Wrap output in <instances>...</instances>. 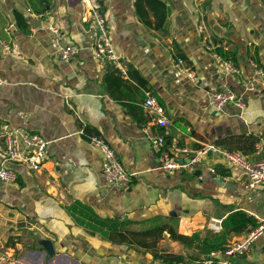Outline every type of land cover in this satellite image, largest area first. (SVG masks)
I'll return each instance as SVG.
<instances>
[{
	"label": "crops",
	"instance_id": "crops-1",
	"mask_svg": "<svg viewBox=\"0 0 264 264\" xmlns=\"http://www.w3.org/2000/svg\"><path fill=\"white\" fill-rule=\"evenodd\" d=\"M164 1L171 11L163 32L144 25L134 0H52L49 13L63 41L79 47L73 59L62 60L53 33L28 12L24 0H0V76L5 81L0 85V133L22 127L49 142L39 170L18 166L15 182H0V240L19 264H165L140 243L110 234L143 230L154 218L161 219L157 224L177 221L185 235L218 232L223 219L238 210L258 224L264 219V187L250 188L242 169L210 153L197 165L166 172L142 130L148 121L143 103L151 91L172 121L161 130L169 145L209 142L250 160L264 158L254 147L264 134V0ZM92 6L107 19L124 73L93 55L87 21ZM13 7L28 16L30 33L17 28ZM219 49L232 56L224 58ZM213 51L240 72L226 75ZM179 59L184 65H178ZM117 77L123 80L119 85ZM253 77L257 86L245 93L244 108L231 103L220 111L212 108L211 96L222 81L242 92V81ZM86 126L98 131L133 173L128 186L107 183L102 152L84 136ZM184 170L200 174L182 180ZM127 219L135 223L124 228L121 222ZM157 247L183 254L187 262L190 253L198 259L195 264L204 257L167 230ZM233 264H264V241L254 242Z\"/></svg>",
	"mask_w": 264,
	"mask_h": 264
},
{
	"label": "built area",
	"instance_id": "built-area-1",
	"mask_svg": "<svg viewBox=\"0 0 264 264\" xmlns=\"http://www.w3.org/2000/svg\"><path fill=\"white\" fill-rule=\"evenodd\" d=\"M28 12L36 18L42 19L54 35V43L57 53L62 60L73 59L79 51L75 44L65 43L62 39V30L54 21L49 12H35L28 8ZM93 30L92 51L94 57L101 64H110L124 73V68L114 48L110 29L105 15L95 6H92L87 18ZM208 49H214L206 44ZM213 56L220 68L226 75L238 74L240 69L232 60L222 58L216 51ZM2 54L0 52V65ZM254 66L256 64L252 62ZM178 65H184V60L179 59ZM189 77L195 78L190 68L184 69ZM261 73V70H257ZM0 76V85L4 84ZM243 91L233 90L226 81L219 84V88L212 94L210 104L215 110H223L231 103L237 107L244 108L246 92L256 89L257 81L247 78L242 81ZM144 111L148 121L142 128L144 136L151 142L153 148L159 153V168L166 172H176L191 165L201 163L210 153L219 155L232 166L242 169L248 177L250 188L264 187V158L250 160L246 155L228 149L219 148L217 145L204 142L198 147L182 146L177 143L169 145L166 136L161 131L172 123L169 119L166 108L159 99L151 92H146V99L143 103ZM188 130H190L188 128ZM84 133V131H83ZM90 142L102 152V169L106 181L115 188L128 186L133 180V173L125 170L117 157L115 150L99 135H90ZM48 140L38 133L31 132L26 128L14 127L0 133V182L11 183L18 179V166L27 170H39L47 158ZM255 152L264 154V134L259 135L255 144ZM215 172V169H212ZM258 226L248 230L240 239L230 241L225 248L213 250L210 255L198 261V264H233L234 259L239 255L247 254L253 246L255 239L264 232V219H259ZM215 228H220L214 225ZM12 249L0 240V264H19ZM181 264V263H180Z\"/></svg>",
	"mask_w": 264,
	"mask_h": 264
},
{
	"label": "trees",
	"instance_id": "trees-1",
	"mask_svg": "<svg viewBox=\"0 0 264 264\" xmlns=\"http://www.w3.org/2000/svg\"><path fill=\"white\" fill-rule=\"evenodd\" d=\"M27 7L31 8L35 12H50L53 7L52 0H24ZM135 11L138 18L144 23L145 26L159 30L166 31V24L170 15V6L164 0H134ZM102 8V6L100 7ZM13 18L17 28L25 33H30V25L28 22V16L24 14L23 10L18 7L12 8ZM4 18V16H2ZM219 53L229 59L232 55L222 49H219ZM110 70L120 72L118 68L110 64H106ZM122 79L117 77V84L122 83ZM99 135V132L94 128L86 126L84 130V136L89 140L90 135ZM200 172L198 170L189 172L184 170L181 173V178L186 179L194 176H198ZM173 218V217H172ZM157 220L160 218H154L148 220L153 222L152 225L148 226L143 230H129L130 234L126 235L122 232H113L110 234V238L114 239L115 236L119 237L122 241H127L133 244L134 242L140 243L151 251L155 259H161L165 264H195L193 260H198L190 253L188 254L192 261L187 262V256L183 254H175L168 252H160L157 247V242L163 235L164 231L170 233V237L174 240L182 242L187 248H196L199 253L204 254L203 258L210 255L213 250L223 249L228 243V239L234 235H239L250 230L251 227L258 226V222L255 218L250 216L247 212L238 210L228 214L222 221V229L218 232L210 231L208 229H202L194 232L192 235L181 234L178 231V222L175 224H157ZM135 223V220L127 219L121 222V226L126 228L127 225ZM155 223V224H154ZM148 238H153L152 242H148ZM202 258V259H203Z\"/></svg>",
	"mask_w": 264,
	"mask_h": 264
},
{
	"label": "rangeland",
	"instance_id": "rangeland-1",
	"mask_svg": "<svg viewBox=\"0 0 264 264\" xmlns=\"http://www.w3.org/2000/svg\"><path fill=\"white\" fill-rule=\"evenodd\" d=\"M2 13H3V12H2V10L0 9V22H1V19L3 18V17H2V16H3ZM261 241H264V232H263L261 235H259V236L255 239V243H256V244L260 243Z\"/></svg>",
	"mask_w": 264,
	"mask_h": 264
}]
</instances>
